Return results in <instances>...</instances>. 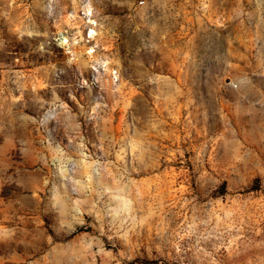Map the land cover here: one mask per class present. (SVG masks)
Segmentation results:
<instances>
[{
    "label": "rangeland",
    "instance_id": "1",
    "mask_svg": "<svg viewBox=\"0 0 264 264\" xmlns=\"http://www.w3.org/2000/svg\"><path fill=\"white\" fill-rule=\"evenodd\" d=\"M0 264H264V0H0Z\"/></svg>",
    "mask_w": 264,
    "mask_h": 264
}]
</instances>
